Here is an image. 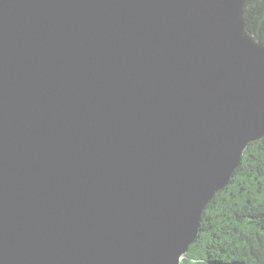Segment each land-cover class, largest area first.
<instances>
[{
    "label": "water",
    "instance_id": "obj_1",
    "mask_svg": "<svg viewBox=\"0 0 264 264\" xmlns=\"http://www.w3.org/2000/svg\"><path fill=\"white\" fill-rule=\"evenodd\" d=\"M245 2L0 0V264H180L264 138Z\"/></svg>",
    "mask_w": 264,
    "mask_h": 264
},
{
    "label": "trees",
    "instance_id": "obj_2",
    "mask_svg": "<svg viewBox=\"0 0 264 264\" xmlns=\"http://www.w3.org/2000/svg\"><path fill=\"white\" fill-rule=\"evenodd\" d=\"M263 13L264 5H247V29H256ZM199 229L180 264H264V138L245 148L231 180L202 211Z\"/></svg>",
    "mask_w": 264,
    "mask_h": 264
},
{
    "label": "flooded vegetation",
    "instance_id": "obj_3",
    "mask_svg": "<svg viewBox=\"0 0 264 264\" xmlns=\"http://www.w3.org/2000/svg\"><path fill=\"white\" fill-rule=\"evenodd\" d=\"M249 2V4H248ZM257 5V4H261L264 5V0H246L245 2V6L247 5ZM264 13L261 15V17L259 18L258 22H257V26L256 29L249 30L247 29L250 33H252L253 35L259 30L262 37H263V41H264V17H263ZM263 17V18H262ZM247 28V27H246Z\"/></svg>",
    "mask_w": 264,
    "mask_h": 264
}]
</instances>
